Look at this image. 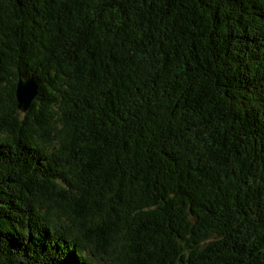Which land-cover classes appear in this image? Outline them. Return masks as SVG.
I'll return each mask as SVG.
<instances>
[{"label": "trees", "instance_id": "obj_1", "mask_svg": "<svg viewBox=\"0 0 264 264\" xmlns=\"http://www.w3.org/2000/svg\"><path fill=\"white\" fill-rule=\"evenodd\" d=\"M0 264H264V0H0Z\"/></svg>", "mask_w": 264, "mask_h": 264}, {"label": "water", "instance_id": "obj_2", "mask_svg": "<svg viewBox=\"0 0 264 264\" xmlns=\"http://www.w3.org/2000/svg\"><path fill=\"white\" fill-rule=\"evenodd\" d=\"M38 94V84L34 79L20 78L17 83L16 97L18 102V108L26 111L34 97Z\"/></svg>", "mask_w": 264, "mask_h": 264}]
</instances>
